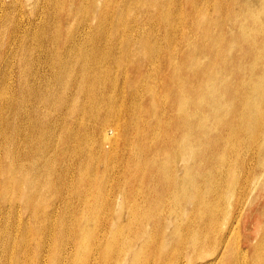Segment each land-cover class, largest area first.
<instances>
[{
  "label": "bare ground",
  "instance_id": "6f19581e",
  "mask_svg": "<svg viewBox=\"0 0 264 264\" xmlns=\"http://www.w3.org/2000/svg\"><path fill=\"white\" fill-rule=\"evenodd\" d=\"M167 1H169V0H167ZM189 2H192V1H189ZM241 2H242V0H241ZM222 5H224V4H222ZM13 6H14V1H12L11 4L7 5L5 3V1L0 0V28H1L0 29L1 30L0 31V162L3 160L1 158L2 155L6 154L5 160H4L5 161L4 165L7 168H5V169H7V170L9 168L13 169V171L15 172L14 178H16V180H18V183H16L17 186L22 187V184L29 186V187H27V189L25 191L26 192L25 202H22V207L28 211V209L29 210L31 209L30 208L31 206L29 207L28 203L30 205H32V204L38 205L37 200L42 198V197L44 198L45 195H47V197H48L52 187H54L55 193H57V192L59 193L61 191V189H63V187L66 185V183H67L66 180L68 179V177L70 176V178L73 179L75 172H76L75 169L77 168V170H78L79 168H81L84 165L85 160L86 159L89 160L90 156H91V159L86 163L88 167H90V166L92 167L98 158H104L106 160L111 161L116 155V152L113 150L112 145L113 144L115 145L117 143L116 139L121 134V133L119 134L118 131L121 130L123 135L126 134L129 126L132 124L133 120L136 119V115L129 112V114H130L129 118L130 119H127L125 117L124 122L121 123V121H119L120 118H122V120H124V118L122 116L124 114L128 113L127 105L125 102L126 92L128 93V96L130 97V99H132L130 101L135 100L134 98L139 96V95L143 98L142 110H143V112H145L147 109L149 111V106H150L149 102L152 100V98L150 96H152L153 91L150 90L151 87H149L146 83L145 84L142 83V76L140 75L141 73H139V74L134 73L133 75H132V73L131 74L125 73V76L122 77L124 79L122 87H121V83L119 84V86L121 87V89H120L121 95L117 91L118 88H115V86L112 85L111 82H109L110 81L109 77L111 76L110 75L111 69L108 68V65H110L111 62L116 57L114 53L116 52L115 50H116V45H117L116 23H115V18L113 17V16H115V12L113 10H111L110 12L107 11V14L111 13V15L109 16L110 17L109 22L107 21L106 12L103 9H101L98 13H95V14H94V12L88 11L90 13V15H94L93 21L88 22V23L84 22L85 26H83L82 28L79 25H77L74 29V32L71 35L65 36L64 39H62V40L53 41V40H51L52 31H51V25L50 24H48L46 22L43 25L41 24L42 27L39 28L40 31L38 32L36 27L38 26L39 21L37 22L36 18L34 17L35 19L33 18L34 20L33 19L32 20L37 22L36 25L35 24L33 25L32 22L30 24L29 20L27 19L28 20L27 25L23 26L21 24V18H19V19L13 18V16H12L14 14L13 12H12L13 14L10 13V14H12L11 15L12 17L9 16V14H8L9 12L6 10V8L13 7ZM125 6L127 7V5H125ZM228 6H229V4H228ZM186 7H188V6H186ZM229 7H231V6H229ZM237 8L240 9L239 7H237ZM126 9H128V7ZM241 9H242V7H241ZM41 10H42V8L40 9V11ZM204 10H205V8H204ZM222 10H223V6H222L221 10L219 9V11H222ZM38 12H39V10H38ZM157 12H158V10H157ZM179 12H181V11H179ZM32 13L34 15L33 10H32ZM211 13H213V12H211ZM228 13H230V11ZM232 13H230V14H232ZM139 15H140V13H139ZM219 15H220V13H219ZM42 16L48 18L49 16H51V14H49V13L44 14L42 12L41 13L39 12V15L37 17H39V19H41ZM235 16H236V12H235ZM27 18H28V16H27ZM49 18H50L49 20H51V17H49ZM187 18H189V17H187ZM206 18H208V17H206ZM240 18H241V16H240ZM196 19H197V17H196ZM202 19H204V18H202ZM250 19L252 21L255 20L254 21L255 24H259L256 21L255 17L250 16L249 20ZM221 22H219V23L222 25V23L224 21L222 23ZM243 22H245V21H243ZM194 23H196V22H194ZM154 24H155V22H154ZM31 25H33V26H31ZM249 26H251V25H249ZM257 26H256V29L258 28ZM259 26L260 27H259L257 32H259V34H260V37H261V40L259 39L260 41L257 40L254 36H252L253 34L255 35V33H253L250 38L244 37V38H246L248 45H249L248 53L253 54V55L247 54V57H249L250 60H249V62L246 60L248 62V63L247 62L246 63L249 66L252 63V70H250L249 73L242 72V74L238 73L236 75L235 78L238 81H236V82L234 81V82L235 83L238 82V86H236L237 88H234V90H236L235 93L234 94L231 93L234 98H236L235 96L242 97L240 110L238 109L235 111V109H234L233 111H231V109H229L228 111H226V109H225L224 115L226 117L223 115H221V116L219 115V119H218L219 123L224 124L226 126L225 130L227 129L230 131L231 130L234 131L235 128L239 127L242 131L247 133V134L244 133L246 139H243V140H245V141L243 142V140H240L241 141L240 143L246 144L245 147H246V155H247V157L245 156L246 159L242 158L244 160L242 167L239 166V170H238V166L235 167L238 163L235 166H233V165L227 166L225 164L227 167L225 166L226 168L221 169L220 172L216 175L217 180L214 181L215 184L213 185L210 183L211 185L208 186L205 191L204 190L200 191L199 188H201V187L197 184V182H195L193 175L191 174L190 171H188L187 165H183L185 173L183 174L182 178L180 179L177 174L169 173L171 170V165L173 164L172 161H168L167 159H165L163 161V164L161 163L162 165L159 163V168L158 167L157 168H158L159 172L162 173L163 178L166 180L167 184L164 183V184H166L165 186L162 184L164 186L162 188L163 189L162 190L163 195H164V198L162 201L165 204H162L161 207H159V205H156L157 210L158 209L159 210L158 211L156 210L157 213L153 212L154 217H151L153 219L152 223L154 224V229H153V232H149V233H152V234L150 236H148L147 238L145 237L146 239H143V235H142L143 233L138 234V232H137L136 235L134 236L135 239L133 241L135 242V240L137 239L138 241H141V244H140V247L138 246L137 249H134L133 245H132V240H130L133 238L128 237V235L126 234L125 228H123L124 230L123 229L122 230L117 229L114 232L113 237L108 242V244L110 245L111 253H112L110 256L116 255V257L119 258L120 254L125 255L126 257H127V255H129L131 258L130 259L131 262L136 261V262H140L141 264H145L148 261H150V257L146 256V252L151 247L152 252L154 254V257H155V260H156L154 264H186V263H190V264H264V154L262 153V142L259 140L261 136L264 137V75H259L253 71L254 66H258L259 68L264 69V60H262L258 63V61L261 59V57L264 54V53H262L264 51V50H262L264 48V27L260 24H259ZM63 27H64V25H63ZM161 27H162V25H161ZM228 28H229V26H228ZM53 32H55V31L53 30ZM189 32H191V31L189 30ZM191 33H193V32H191ZM39 34H41V35L38 37ZM42 35H43V37L39 42V38ZM185 36H187V35H185ZM237 36H238V34H237ZM202 38H203V36H202ZM214 38H215V36H214ZM216 38L218 39L219 37H216ZM226 38H227V36L225 37V39ZM220 40H221V38H220ZM229 40H230V38H229ZM233 40H234V37H233ZM32 41H34L35 43H32V45H31ZM33 44H35V45H33ZM210 45H212V44H210ZM243 47H246V46H243ZM218 52H219V50H218ZM164 54H167V53L165 52ZM173 54H174V52H173ZM175 56H177V55H175ZM187 56L188 55H186V53H185L184 59H186ZM189 56H191V55H189ZM244 56H246V55L245 54L243 55L241 52L240 58H235L234 62L238 61L239 65L245 64V63H242V61H243L242 58ZM109 58H110V60H108ZM215 59H216V57H215ZM107 61H109L108 64H107ZM213 62H215V61H213ZM145 65L147 66V64H145ZM209 65H210V63H209ZM236 65H238V64H236ZM233 66H235V65H233ZM235 67H237V66H235ZM224 68H225V66H224ZM241 69H243V67ZM164 70H166V69H164ZM140 71H142V70L140 69L139 72ZM246 71H248V69ZM8 72H14V75L10 73L13 76L12 77L10 75L8 76ZM260 72H262V71H260ZM207 73H208V71H207ZM184 74H188V75L191 74L193 76H196L195 68L186 69ZM210 76H211V70L209 69V75L204 73L203 77L207 78ZM177 77H179V75ZM183 77H185V75H183ZM157 78H159V77L157 76ZM121 79L118 78L119 81ZM125 80L128 81L127 84H126ZM177 82H178V80H177ZM231 82H232V80H231ZM162 84H165V83H162ZM248 84H250V85H248ZM168 85H170V84H168ZM172 85H175V84L173 83ZM176 88H179V87H176ZM163 90L164 89H162V91ZM178 91H180V90H178ZM175 92H177V91H175ZM172 94H175V93H172ZM166 95H168V93ZM180 96H179V98H177L178 96L177 97L175 96L176 98L174 100H172L170 103L171 111L174 113H175L174 110L176 108L174 102L177 101L178 99H180ZM157 102H159V101H157ZM236 104H238V102ZM143 105H145V107L147 109H145ZM162 105H163V103H162ZM218 107H219V104H217V105L214 104V106H212L211 109L217 111ZM135 108H136V106H135ZM158 110L162 111L161 109H158ZM165 110H167V109H165ZM209 112L210 111H208V113ZM189 113H191V112H189ZM183 115H185V114H183ZM196 115H197V113H196ZM174 116H175V114H174ZM186 117H187V115H186ZM175 118H176V116H175ZM254 118L258 119V125L255 128V129H257L256 133L252 129V124L250 123V121H252V119H254ZM141 119H143V118H141ZM188 120H189V118H188ZM196 120H197V118H196ZM140 123H139V125H141ZM197 124H199V123H197ZM207 124L204 125V124L200 123L201 126L198 125V129L201 128L200 130H202V132H205V134L202 136H198L197 133H199V131L196 132L197 139L196 140L194 139L195 141L193 139L190 141V140H188V138L186 140L181 138L180 156H181V158H183L182 159L183 162L188 161L187 160L188 157H186V156H188L189 152L194 153V150L196 148H200L202 145H204V144H202V145L198 144V143H196V141L197 142L202 141V138H205V140H208L210 138L211 135L210 134L207 135L206 132H207V130L209 132H212L211 130H213L214 127L211 125L209 126ZM180 125H178V126H180ZM132 126H134V125H132ZM174 126H176V125H174ZM181 128L182 127H180V131H181ZM194 128H196V127H194ZM108 129H111L113 131L114 134L112 136L107 134ZM167 131H168V129H167ZM145 132H146V130H145ZM232 134H234V132ZM145 135H147V133ZM230 136H232V135H230ZM230 136H228V137H230ZM235 136H234V138H235ZM239 136H241V135H239ZM174 137H176V136H174ZM194 137H196V136H194ZM126 139L128 140L127 137H126ZM130 139H131V136H130ZM170 139H171V136H170ZM231 139H233V137L232 138L230 137L228 142L225 141L227 143H226V145L224 144L225 145L224 147H222L223 153L226 150H228L229 147H232L235 145L233 143V141L235 139L233 141ZM208 141H210V140H208ZM127 142H129V141H127ZM105 143L108 144L107 149L104 148ZM236 143H238V142H236ZM123 144H125V142H123L121 145L123 146ZM114 145H113V147H114ZM170 145H171V143H170ZM130 146L132 147V145L129 144V147ZM133 147L135 148V146H133ZM220 147H221V145H220ZM157 149H159V148L157 147ZM147 150H149V148ZM124 151H126V149ZM134 151H135V149H134ZM126 152H127V156H126L127 159H125V160H127V164H128L134 160V157L132 155V152H130V151H126ZM206 152H208V151H206ZM234 152H237V151H234ZM138 153H136V154H138ZM200 153H201V151H200ZM89 154H90V156H89ZM152 154H150V155L152 156ZM164 154L162 156H165ZM169 154H170V152H169ZM256 154L259 156V158L257 160H255ZM139 155H140V153H139ZM157 155L158 154L155 152V154L151 157L152 160L146 156L149 159L148 165L150 164V162L153 165L157 163L156 162L157 157H158ZM136 158H138V157H136ZM240 158H239V160H240ZM120 159H121V161L124 159L123 155H122V157H120ZM234 159H235V156H234ZM234 159H232V160L234 161ZM252 159H254V161ZM100 161H101V159H100ZM100 161H98V162H100ZM158 161H161V160H158ZM62 162L64 163L63 165H65V166L62 165ZM181 164H182V162H181ZM144 165L145 164H143V167H144ZM192 165H194V164H192ZM238 165H240V164H238ZM148 167H150V165ZM154 167L155 166H153L152 168H154ZM98 168H99L98 165L94 168L96 170V173H97ZM136 170L138 171V169H136ZM43 171H44L45 175H44V178H43V176L41 178V176H38V175L39 174L43 175L42 174ZM140 171H142V170H140ZM146 171H147V169H146ZM203 172H204V170H203ZM198 173H200V172H198ZM195 174H197V173H195ZM121 175L122 174L119 173L118 177H121ZM6 177L10 178V179L12 178L11 170H8L7 173L4 174L2 172V169H0V202L1 203H5L6 199H7L6 193H5V196L3 194V191L4 190L6 191V189H7V185H5L6 184L5 178ZM142 178H144V177H142ZM142 178H141V180H142ZM74 179H75V181L80 182L84 178H79L76 176V178H74ZM118 179L119 178H117V180ZM213 179H214V177H213ZM163 182H164V180H163ZM185 182L187 183V185H185ZM201 182H202V180H201ZM68 183H67V185H68ZM91 185H92V183H91ZM104 187H105V185H104ZM102 188H103V186H102ZM124 188H125V185H124ZM197 190H198V192H197ZM111 191H113V189ZM62 192H63V190H62ZM77 193L80 194L81 192L77 191ZM228 193H230V196L234 197L232 201L229 200L230 201L229 203H227V201H225L227 196H228L227 195ZM23 194H24V192H23ZM63 195H66V194H63ZM145 195H143V196H145ZM123 196H125V195H123ZM134 196H135V194H134ZM60 197L62 198V196H60ZM67 197L68 196H66V198ZM48 198L51 199L50 195ZM53 198H54V196H53ZM66 198H64V199H66ZM113 199H115V198H113ZM80 200H82V199H80ZM50 201L51 202H48V205H47V208L49 210L47 213L46 212H44V213H45L46 217L53 218L52 216H54L57 213V210L55 209L54 202L52 203L53 200L51 199ZM133 201H131V202H133ZM155 201H156V199H155ZM62 202H64V204L66 203L65 201H62ZM99 202H100V200H99ZM137 202L139 203L138 200H137ZM253 202L254 203L257 202V203H255L256 207L253 208V210L249 209L248 211H246L243 214L244 206L247 205L250 207V204H252ZM82 203L83 202H81V204ZM120 203H121V201H120ZM19 204H21V202ZM77 204H79V203H77ZM229 204H231V208L229 209V207H228V209H227V205L229 206ZM5 205H7V204L5 203ZM17 205L18 204L16 203V205H15L16 208H17ZM85 205L87 207V204H85ZM129 205H131V204H129ZM15 206H14V208H15ZM62 207H63V204H62ZM122 207H124V206H122ZM125 207H126V205H125ZM19 208H17V209L20 210ZM150 208L153 209V207H150ZM5 209L7 210L8 207H6ZM121 210H123V209H121ZM43 211H44V209H43ZM144 211H146V209ZM111 212H112V210H111ZM16 213H15V215H16ZM1 214H3V213H1ZM85 214H87V213H85ZM5 215H7V214H5ZM8 215H9V213H8ZM17 215H18V213H17ZM117 215H118V213H117ZM144 215H145V213H144ZM85 216H84V218H85ZM2 218H4V217L2 216ZM17 218H18V220L15 219V222L13 224L10 220L11 225H14L15 229L16 228L19 229L20 225H22L21 227L24 226V224H23L24 222L21 223L22 222L21 220H23V219H21V217H17ZM109 219H110V217H109ZM7 220H9V219H7ZM12 221H14V220L12 219ZM32 221H33V219H32ZM149 221L151 222V220L148 216V219H146L145 229L147 227H149L148 226ZM248 222H252L251 230L246 229ZM110 223H111V221H110ZM2 224L0 222V225L2 227H4ZM75 224H76V221H75ZM98 224H99V221H98ZM126 225H127V223H126ZM141 225H143V224H141ZM87 226H88V224H87ZM4 228H7V227H4ZM26 228L23 227V230H25L24 232L26 233V235L25 236L23 235L24 237L22 236L21 239H17V241L22 240V242L23 241L25 242L28 240V238L30 239V237L27 236L29 233L27 232L28 229L26 230ZM241 228H243L244 232H241ZM47 229H48V227H47ZM57 229H58V227H57ZM100 229H102V228L100 227ZM148 229H150V228H148ZM10 230H12V227L10 228ZM20 230H22V229H20ZM62 230H63V232H62ZM62 230L59 229L58 237H60L61 241L63 242V239H64L63 227H62ZM66 230H67V227H66ZM89 231L90 230H88V232ZM24 232H22L20 234H24ZM49 232H51V229ZM12 233H14V232H12ZM12 233H11V235H12ZM14 234H16V233H14ZM48 236H52V235H48ZM26 237H27V240H26ZM49 238H51V237H49ZM43 239H45V238H43ZM2 240H4V239L2 238ZM46 240H47V238H46ZM73 240L71 241L73 243H69L67 241L65 242V244H67V243L72 244L71 245L72 249H70V250L67 249L68 251L65 250V244L62 243V245H64L63 252L64 253L67 252L69 256L72 255V253L74 254V252H72V250L75 251L76 246H78L77 244H75L76 242H75L74 238H73ZM50 241H52V240H50ZM42 242L43 241H40L38 237L36 238L35 244H36V250L38 251V253H36V259L38 258L37 261H39L40 256L45 255V253L40 251L42 247L45 248V246H46V245L44 246V244ZM8 244H9V242H8ZM15 244H16V241H15ZM17 245H19V243ZM22 245H23V243H22ZM47 245H48V243H47ZM102 245H104V244H102V242H101L99 244V246H102ZM60 247H61V245H60ZM5 248L6 247H4V249ZM17 248H19V246ZM78 248L79 249L82 248L84 250H87L88 245L85 244V246H84V244H80L78 246ZM45 249H47V252H48L47 254L50 256V260H48V262L55 264L56 254L58 252V256H59V250L60 249L53 252V255L50 253L52 249L49 246L46 247ZM15 250H14V252H15ZM26 250H27V248H26ZM42 250H43V248H42ZM4 252H6V251H4ZM60 252H62V251H60ZM8 253H10V252H8ZM26 253H28V252H26ZM67 253H66V255H67ZM12 255H11V258H12L14 264H26V262H24L25 261V252H23V254H21L20 251L17 250L14 254L12 253ZM38 255H39V257H38ZM206 256H211V260L202 263L203 258H205ZM21 257H23L24 260ZM89 257H90V255H89ZM116 257H114V258H116ZM117 258L114 261H112L113 264H119L120 263L118 261L119 259H117ZM124 258H123V260H124ZM40 259H41V257H40ZM7 263L5 261V263H0V264H7ZM108 263H110V262H108ZM130 264H132V263H130Z\"/></svg>",
  "mask_w": 264,
  "mask_h": 264
},
{
  "label": "rangeland",
  "instance_id": "374dc122",
  "mask_svg": "<svg viewBox=\"0 0 264 264\" xmlns=\"http://www.w3.org/2000/svg\"><path fill=\"white\" fill-rule=\"evenodd\" d=\"M3 1H5V3L7 5L11 4V2L14 1V6L8 7V8H6V10L9 12L8 13L9 16H11L14 13L12 15L13 18H15V19L21 18V24L23 26L27 25L28 20H29V23L31 24V22H32L33 25L34 24L36 25L37 22L39 21L38 26L36 27V29L39 32L40 31L39 28L42 27L41 24L43 25L45 22L50 24L51 25V31H52L51 40H53V41L62 40V39H64L65 36L71 35L74 32V29L77 25H79L82 28L83 26H85V23L93 21L94 15H90V13L88 11L94 12V14H95V13H98L101 9H103L106 12L107 21L109 22V19H110L109 16L111 15V13L107 14V11L110 12L111 10H113L115 12V16H113V15L112 16L115 18V23H116L117 45H116V50H115L116 52L114 53L116 57L111 62L112 65L111 64L108 65V68L111 69L110 70L111 76L109 75L110 76L109 82H111V84L114 85L115 88H118L117 91L120 94V89H121V87L123 85V81H124V79L122 77L125 76V73H129V74L132 73V75L134 73L135 74L141 73L140 75L142 76V83L143 84L146 83L149 87H151L150 90H152L153 93H152V96H150L152 98V100L149 102V105L151 106V107L149 106V111L145 107V105H143L144 108L147 109L145 112H143V110H142L143 98L139 95V96L134 98L135 99V100H133L134 102L130 101L132 99H130V97L128 96V93L126 92L125 102H126L127 109H128V113H127L128 115L124 114L125 116L124 115L122 116L124 118V120H122V118H120L119 121H121V123L124 122L125 117L127 119H130L129 118L130 117L129 112L136 115L137 120L135 119V120H133V122L131 121L132 124L129 126L126 134L123 135L121 130L118 131L119 134L120 133L121 134L116 139L117 143L115 145L113 144L114 147L112 145L113 150L116 152L115 157L112 159L113 161L112 160L111 161L106 160L104 158H98L99 160L97 159V161H95V163L93 164L92 167L91 166L88 167L86 163L91 159V156L89 154L90 158L88 157L89 160H87L85 158L87 161L85 160L84 165L81 167L82 169L81 168H79L78 170H77V168L75 169L76 172H75L73 179L76 178V176H77L79 178H84L82 181L77 182V181H75V179L73 180L69 176L67 179L68 181L66 180V182L67 183L69 182V183H68V185L66 183V185L63 187V189H61V191H60L61 193L59 192L60 194L58 192L57 193L54 192V187L51 188L52 191L50 190L49 195H50L51 199L53 200L52 203L54 202V204H55V209L57 210V213L54 216H52L53 218L46 217V215L44 213V212L47 213L49 210L47 208L48 202H51L50 201L51 199L48 198L49 195H48V197H47V195H45L44 198L42 197V198L38 199L37 200L38 205H34V204L30 205L28 203L29 207L31 206L30 207L31 209L30 210L28 209L29 212L22 207V202H25V197H26L25 191H26L27 187H29V186L22 184V187H18L16 184V183H18V180H16V178H14L15 172L13 171L12 168L8 167L9 168L8 170H11L12 178L11 179L7 178V177L5 178V180H6L5 185H7V189H6V191L5 190L3 191L4 196L6 193L7 199H6L5 203L7 205H5V203L0 202V215H1L0 216V222H1V224L4 222L2 225L4 227H7V228H4L0 225V231H1L0 235L2 236V237L0 236V254L2 253L1 254L2 256L0 255V258L2 259V260L0 259L1 260L0 263H5V261H6V263L8 262L7 264H14V262L11 258V255H12V253L14 254L18 250V251H20L21 254H23V252H25V261L24 262H26V264H39V263L40 264H52V263L48 262V260H50V256L47 254L48 253L47 249H45L46 247L49 246L52 249L50 252L52 255H53V252L60 249L59 250V256H58V252L56 254L55 264H57V263L58 264H60V263L61 264H70V263L71 264H105V263L106 264H113L112 261H114L117 257H116V255L110 256L112 253H111L110 245L108 244V242L113 237L114 232L117 229L122 230L123 228H125V231H126V234L128 235V237L133 238L130 240H132V245H133L134 249H137L138 246L140 247V244H141V241H138L137 239L135 240V242L133 241L135 239L134 236L136 235L137 232H138V234L143 233L142 234L143 239H146L148 236H150L152 234L149 232H153L154 224L152 223L153 219L151 217H154V213H157V211L159 210V209L157 210L156 205H159V207H161L162 204H165L162 201L164 198L162 188L167 184L166 180L163 178L162 173L159 172V170H158L159 163L163 164V161L165 159H167L168 161H172L173 164L171 165V170L169 173L177 174L180 179L182 178L183 174L185 173L183 165H187L188 171L191 172V174L194 177L195 182H197V184L201 187V188H199L200 191H203V190L205 191L208 186H210L211 184H213V185L215 184L214 181L217 180L216 175L220 172L221 169L226 168L228 165L235 166L237 163L240 164V165L237 164L235 166V167L238 166V170H239V166L242 167V164L244 163L243 159H246L247 155H246V147H245L246 144L240 143L241 142L240 140L246 139L245 134H247V133L242 131L239 127H238L239 129L235 128L234 131H232V130L230 131L227 129L225 130L226 126L224 124L219 123L218 119H219V115L225 116L224 115L225 109H226V111H228L229 109H231V111H233L234 109H235V111L238 109L240 110L242 97L235 96L236 98H234L232 95L236 91V90H234V88H237L236 86H238V82L235 83L236 81H238L235 77L238 73H240V74H242V72L249 73V71L252 70V63L250 64V66L247 64L250 60V58L247 57V54L248 55H253V54L248 53L249 45H248L246 38H244V37L250 38L251 35L253 33H255V35L253 34L252 36H254L257 40H259V39L261 40L260 34L257 31L260 27L259 24L264 27V0H253V1L252 0H242V2H241V0H223V1L222 0H189L192 2H189L188 0H185V1L184 0H169V1H167V0L166 1L165 0H120V1L119 0H42V1L41 0H37V1L36 0H24V1L23 0H3ZM222 4H224V5H222ZM228 4L231 7H229ZM125 5H127L128 9H126L127 7ZM221 5L223 6V10L219 11V9L220 10L222 9ZM186 6H188V7H186ZM237 7H239L240 9H238ZM241 7H242V9H241ZM41 8L43 11L42 10L40 11ZM204 8H205V10H204ZM31 9L34 11V15H33ZM38 10L40 13L42 12L44 14H46V13L51 14V16H49V17H51V20H49L50 19L49 17L47 18L44 16H42V18L39 19V17H37L39 15ZM157 10H158V12H157ZM178 10L181 12H179ZM229 11H230V13H232V12L233 13L230 14V13H228ZM211 12H213V13H211ZM235 12H236V16H235ZM10 13H12V14H10ZM139 13H140V15H139ZM199 13L200 14L202 13V14L200 15ZM219 13H220V15H219ZM228 15L229 16L231 15V16L229 17ZM27 16H28V18H27ZM240 16H241V18H240ZM250 16L255 17L256 21L259 24H255L254 23L255 20H253V21L251 19L249 20ZM34 17L36 18L37 22L33 21L35 19ZM187 17H189V18H187ZM196 17H197V19H196ZM206 17H208V18H206ZM202 18H204V19H202ZM66 19L67 20L69 19V20L67 21ZM221 21L222 22L224 21V22L222 23ZM243 21H245V22H243ZM154 22H155V24H154ZM194 22H196V23H194ZM219 22H221L222 25ZM33 25H31V26H33ZM63 25H64V27H63ZM161 25H162V27H161ZM249 25H251V26H249ZM228 26L230 29L228 28ZM256 26L258 27L257 29H256ZM53 30L55 32H53ZM189 30L193 33L189 32ZM237 34H238V36H237ZM40 35L41 34H39L38 37ZM185 35H187V36H185ZM202 36L204 39L202 38ZM214 36H215V38H214ZM226 36H227V38L225 39ZM42 37H43V35L39 38V42L42 39ZM216 37H219V38L217 39ZM233 37H234V40H233ZM220 38H221V40H220ZM229 38H230V40H229ZM32 43H35V42L32 41L31 45H32ZM210 44H212V45H210ZM33 45H35V44H33ZM243 46H246V47H243ZM180 47L181 48L183 47V48L181 49ZM218 50H219V52H218ZM262 50H264V48ZM165 52L167 54H164ZM173 52H174V54H173ZM241 52L243 55L244 54L246 55L242 58V60H243L242 63H245V64L239 65L238 61L234 62V59L240 58ZM185 53H186V55H188L186 59H184ZM262 53H264V51ZM175 55H177V56H175ZM189 55H191V56H189ZM215 57H216V59H215ZM108 60H110V58ZM262 60H264V54L261 57V59L258 61V63ZM213 61H215V62H213ZM108 63H109V61H107V64ZM209 63H210V65H209ZM145 64H147V66ZM236 64H238V65H236ZM233 65H235L237 67H235ZM224 66H225V68H224ZM242 67H243V69H241ZM193 68H195L196 76H193L191 74H189V75L184 74L186 69H193ZM140 69L142 71L139 72ZM164 69H166V70H164ZM209 69L211 70V76L204 78L203 77L204 73L209 75ZM247 69H248V71H246ZM207 71H208V73H207ZM253 71L259 75H264V69H261L258 66H254ZM260 71H262V72H260ZM10 73L14 75V72H8V76L9 75L11 77L13 76ZM178 75H179V77H177ZM183 75H185V77H183ZM157 76L159 78H157ZM117 77L119 79H121V78L122 79L119 81ZM230 79L232 80V82ZM177 80H178V82H177ZM179 80L180 81L182 80V81L180 82ZM127 82L128 81H126V84H127ZM120 83H121V87L119 86ZM162 83H165V84H162ZM167 83L170 85H168ZM173 83L175 85H172ZM248 85H250V84H248ZM176 87H179V88H176ZM162 89H164V90L162 91ZM178 90H180V91H178ZM175 91H177V92H175ZM167 93H168V95H166ZM172 93H175V94H172ZM175 96L176 97L178 96L177 98H179V96H180V99L177 100L178 102L177 101L174 102L175 107H176L174 110L175 111V113H174L171 111L170 103L172 100H174L176 98ZM157 101H159V102H157ZM235 102L236 103L238 102V104H236ZM162 103H163V105H162ZM214 104H216V105L219 104L217 111L211 109V107L214 106ZM135 106H136V108H135ZM158 109H161L164 113ZM165 109H167V110H165ZM208 111H210V112L208 113ZM189 112H191V113H189ZM173 113L175 114L176 118H175ZM196 113H197V115H196ZM183 114H185V115H183ZM186 115H187V117H186ZM195 117L197 118V120ZM141 118H143V119H141ZM188 118H189V120H188ZM139 123L141 125H139ZM197 123H199V124H197ZM200 123L204 124V125H206L208 123L207 125H209V126L211 125L214 127V129L211 130L213 133L209 132L208 130L206 132L207 135L208 134L211 135L210 138L208 139L210 141L205 140V138H202V141H199V142L196 141V143L201 144V145L204 144V145H202L200 148H196L194 150V153L189 152L188 156H186V157H188L187 160L189 162L188 161L183 162V160H182L183 158H181V156H180L181 138H183L185 140L188 138V140L191 141L192 139L193 140L197 139V134H198V136L204 135L205 132H202V130H200L201 128L198 129V125H200ZM250 123L252 124V129L256 133L257 129H255V128L258 125V119L254 118V119H252V121H250ZM132 125H134V126H132ZM174 125H176L177 127ZM178 125H180V126H178ZM193 126L196 128H194ZM180 127H182L181 131H180ZM167 129H168V131H167ZM145 130H146V132H145ZM198 131H199V133L196 134V132H198ZM233 132H234V134H232ZM146 133H147V135H145ZM107 134L112 136L114 133L111 129H108ZM129 135L131 136V139H130ZM230 135H232V136H230ZM239 135H241V136H239ZM170 136H171V139H170ZM174 136H176V137H174ZM194 136H196V137H194ZM228 136H230L231 138L233 137V139H231L232 141L235 139L233 141V143L235 145L232 147H229L228 150L225 151L226 153L225 152L223 153L222 147H224L226 145V143L228 142V140L230 139V137H228ZM234 136H235V138H234ZM126 137L128 138V140L126 139ZM126 140L129 142H127ZM259 140L262 142V153L264 154V137L261 136ZM225 141H227V142H225ZM244 141L245 140H243V142ZM123 142H125V144H123V146H122L121 144ZM236 142H238V143H236ZM170 143H171V145H170ZM129 144L132 145V147L131 146L129 147ZM220 145H221V147H220ZM133 146H135V148ZM107 147H108V144L105 143L104 148L107 149ZM157 147L159 149H157ZM148 148H149V150H147ZM164 148L165 149L167 148V149L165 150ZM125 149H126V151L132 152V155L134 157V160L128 164H127V160H125V159H127L126 158L127 152L124 151ZM134 149H135V151H134ZM200 151H201V153H200ZM206 151H208V152H206ZM234 151H237V152H234ZM138 152L140 153V155ZM155 152L158 154L157 155L158 156L157 161H156L157 163L153 165L150 162V164H149L150 167H148L149 166L148 160L151 159V157L155 154ZM169 152H170V154H169ZM136 153H138V154H136ZM150 154H152V156ZM163 154L165 156H162ZM5 155L6 154L2 155L1 158L3 160L0 162V169H2V172L4 174H6L8 171L7 169H5L7 167H5V165H4ZM122 155L124 157V159L122 160L123 162L120 159V157H122ZM135 156L138 158H136ZM234 156H235V159H234ZM239 158H240V160H239ZM258 158H259V156L256 154L255 160H257ZM100 159H101V161H100ZM232 159H234V161ZM158 160H161V161H158ZM252 160L254 161V159H252ZM98 161H100V162H98ZM181 162H182V164H181ZM63 164L64 163L62 162V165ZM143 164H145L144 167H143ZM192 164H194V165H192ZM95 165L96 166L98 165V167H99L97 170V173H96V170L94 169L96 167ZM63 166H65V165H63ZM153 166H155V167L152 168ZM145 168L147 169V171ZM136 169H138V171ZM139 169L142 171H140ZM203 170H204V172H203ZM198 172H200V173H198ZM119 173L122 174L121 177H118ZM195 173H197V174H195ZM42 174L43 175L39 174L38 176H41V178L43 176V178H44V175H45L44 171L42 172ZM142 177H144V178H142ZM213 177H214V179H213ZM117 178H119V179L117 180ZM141 178H142V180H141ZM163 180H164V182H163ZM201 180H202V182H201ZM137 182L138 183L140 182V183L138 184ZM91 183H92V185H91ZM164 183H166V184H164ZM104 185H105V187H104ZM124 185H125V188H124ZM185 185H187L186 182H185ZM102 186H103V188H102ZM118 188L120 190L121 189L122 190L120 191ZM112 189H113V191H111ZM62 190H63V192H62ZM76 190L81 192V193L80 194L77 193ZM23 192H24V194H23ZM197 192H198V190H197ZM63 194H66V195H63ZM134 194H135V196H134ZM52 195L54 196V198ZM123 195H125V196H123ZM143 195H145V196H143ZM227 195L228 196H227L225 201H227V203H229L230 201L233 200L234 197L230 196V193H228ZM60 196H62V198ZM66 196H68V197L66 198ZM64 198H66V199H64ZM113 198H115V199H113ZM80 199H82V200H80ZM155 199H156V201H155ZM99 200H100V202H99ZM137 200L139 201V203L137 202ZM62 201H65L66 203L64 204V202H62ZM120 201H121V203H120ZM131 201H133L134 203ZM20 202H21V204H19ZM81 202H83V203L81 204ZM16 203L19 205V206L17 205V208L20 207L19 208L20 210H18L16 208V206H15ZM77 203H79L80 205ZM255 203H257V202H255ZM255 203L253 202L252 204H250V207L245 205L243 214L246 211H248L249 209L253 210V208L256 207ZM62 204H63L64 208L62 207ZM85 204H87V207ZM129 204H131V205H129ZM125 205L128 209L125 207ZM5 206L8 207L7 210L5 209L6 208ZM14 206L16 209L14 208ZM122 206H124L125 208ZM150 207H153V209ZM228 207L230 209L231 204H229V206L227 205V209H228ZM43 209H44V211H43ZM121 209H123V210H121ZM145 209H146V211H144ZM111 210H112V212H111ZM120 211L121 212L123 211V212L121 213ZM16 212L18 213V215ZM1 213H3V214H1ZM8 213L10 216L8 215ZM15 213H16V215H15ZM85 213H87V214H85ZM117 213H118V215H117ZM144 213H145V215H144ZM5 214H7V215H5ZM2 216L4 218H2ZM16 216L21 217V219H23V220H21L22 221L21 223L24 222L23 227H25V228L27 227L26 230L28 229L27 232L30 234V235L29 234L27 235L28 237H30V239L28 238V240H27V237H26V240L28 242L27 241H25V242L27 244L24 241L22 242V240H18L19 242L17 241V239H21V237L23 235L25 236L26 233L24 232L25 230H23V227H21L22 225H20L19 229H17V228L15 229V226L11 225L10 220H11L12 224L15 222V219L18 220V218ZM84 216H85V218H84ZM148 216H149L151 222L149 221V224H148L149 227H147L145 229L146 219H148ZM109 217H110V219H109ZM7 219H9V220H7ZM12 219L14 221H12ZM32 219H33V221H32ZM75 221H76V224H75ZM98 221H99V224H98ZM110 221H111V223H110ZM126 223L128 226L126 225ZM87 224L89 227L87 226ZM141 224H143V225H141ZM61 226L64 229L63 242L61 241L60 237H58L59 229L62 230ZM11 227H12V230H10ZM47 227H48V229H47ZM57 227H58V229H57ZM66 227H67V230H66ZM100 227L102 229H100ZM148 228H150V229H148ZM251 228H252V222H248L246 229L251 230ZM20 229H22V230H20ZM50 229H51V232H49ZM88 230H90V231L88 232ZM11 231L16 233V234L12 233ZM10 232L12 233V235ZM22 232H24V234H20ZM62 232H63V230H62ZM241 232H244L243 228H241ZM48 235H52V236H48ZM37 237L39 238L40 241H43L42 243L44 244V246L46 245L45 248L42 247L43 250H42V248L40 250L43 253H45V255L40 256L41 259L38 255L39 261H37L38 258L36 259V253H38V251L36 250L35 242H36ZM49 237H51V238H49ZM2 238L5 241L2 240ZM43 238H45V239H43ZM46 238L50 243L46 240ZM73 238L75 239V242H76L75 244H77L78 246L80 244H84V246H85V244H87L88 245L87 250H84L82 248L79 249L78 246H76V250L75 251L72 250V252H74V254L72 253V255L69 256L68 253L66 252L67 253V255H66V253L63 252L64 245H62V243L65 244L66 241L69 243H73V242H71L73 240ZM50 240H52V241H50ZM15 241H16V244H15ZM8 242H9V244H8ZM101 242L104 245L99 246V244ZM18 243H19V245H17ZM22 243H23V245H22ZM47 243H48V245H47ZM60 245H61V247H60ZM71 245L72 244H68V243L65 244V250L68 251V250L72 249ZM18 246H19V248H17ZM4 247H6V248L4 249ZM26 248H27V250H26ZM14 250H15V252H14ZM148 250L146 252V256L150 257V261H148L145 264H154L156 260H155L154 254L152 252V248L150 247ZM4 251H6V252H4ZM60 251H62V252H60ZM8 252H10V253H8ZM26 252H28V253H26ZM89 255H90V257H89ZM114 257H116V258H114ZM21 258L23 259V257H21ZM123 258H124V260H123ZM117 259H119L118 260L120 262L119 264H123V263L124 264H128V263L129 264L130 263L141 264L140 262H136V261L131 262L130 261L131 258L129 255H127V257H126L125 255L120 254L119 258H117ZM209 260H211V256H206L205 258H203L202 263L209 261ZM108 262H110V263H108ZM186 264H190V263H186Z\"/></svg>",
  "mask_w": 264,
  "mask_h": 264
}]
</instances>
